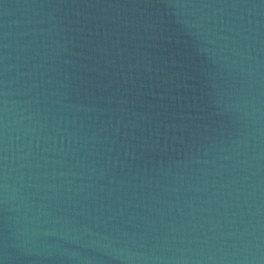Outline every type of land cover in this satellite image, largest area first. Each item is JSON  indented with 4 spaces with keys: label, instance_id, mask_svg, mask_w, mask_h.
Returning <instances> with one entry per match:
<instances>
[{
    "label": "water",
    "instance_id": "1",
    "mask_svg": "<svg viewBox=\"0 0 264 264\" xmlns=\"http://www.w3.org/2000/svg\"><path fill=\"white\" fill-rule=\"evenodd\" d=\"M0 264H264V0H0Z\"/></svg>",
    "mask_w": 264,
    "mask_h": 264
}]
</instances>
